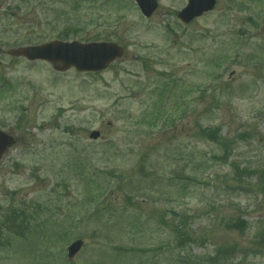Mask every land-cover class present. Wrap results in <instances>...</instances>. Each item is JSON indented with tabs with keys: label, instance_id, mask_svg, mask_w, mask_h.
<instances>
[{
	"label": "rangeland",
	"instance_id": "1",
	"mask_svg": "<svg viewBox=\"0 0 264 264\" xmlns=\"http://www.w3.org/2000/svg\"><path fill=\"white\" fill-rule=\"evenodd\" d=\"M185 4L0 0V264H264V0L188 24ZM52 39L123 54L59 72L7 53Z\"/></svg>",
	"mask_w": 264,
	"mask_h": 264
},
{
	"label": "water",
	"instance_id": "2",
	"mask_svg": "<svg viewBox=\"0 0 264 264\" xmlns=\"http://www.w3.org/2000/svg\"><path fill=\"white\" fill-rule=\"evenodd\" d=\"M145 16H150L157 6L156 0H135ZM215 0H188L177 16L182 22H189L204 11L211 10ZM122 48L113 42L50 41L41 45L20 47L10 51L13 56H24L28 60H46L54 64L57 71L73 66L78 71H97L104 69L112 60L120 57ZM98 131H91L89 137L96 139ZM13 139L0 130V157ZM82 240L72 242L67 248V256L72 258L81 248Z\"/></svg>",
	"mask_w": 264,
	"mask_h": 264
},
{
	"label": "trees",
	"instance_id": "3",
	"mask_svg": "<svg viewBox=\"0 0 264 264\" xmlns=\"http://www.w3.org/2000/svg\"><path fill=\"white\" fill-rule=\"evenodd\" d=\"M204 133H207L208 135L212 132V134H213V136L212 137H214V140H221L222 138H221V136L219 135V130H217V129H209V130H206L205 128H202L201 129ZM216 134V135H215ZM263 177H264V175H263Z\"/></svg>",
	"mask_w": 264,
	"mask_h": 264
}]
</instances>
